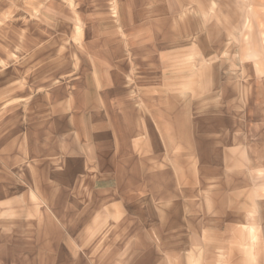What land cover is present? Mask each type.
<instances>
[{"label": "rangeland", "instance_id": "1", "mask_svg": "<svg viewBox=\"0 0 264 264\" xmlns=\"http://www.w3.org/2000/svg\"><path fill=\"white\" fill-rule=\"evenodd\" d=\"M0 264H264V0H0Z\"/></svg>", "mask_w": 264, "mask_h": 264}, {"label": "crops", "instance_id": "2", "mask_svg": "<svg viewBox=\"0 0 264 264\" xmlns=\"http://www.w3.org/2000/svg\"><path fill=\"white\" fill-rule=\"evenodd\" d=\"M232 189L230 187H209L208 190H203V198H205V201L201 202L207 209L215 208L217 210H229L231 208H235V192ZM187 193V190H185V194ZM230 194H232L231 198ZM231 204H233V206ZM199 205L200 202L194 201L193 197H189L187 195L186 201L180 202V209L185 210L187 215V210L191 209L190 206H193L192 208H198ZM180 220H183V216L180 217ZM183 225H188V217H186L185 223H183Z\"/></svg>", "mask_w": 264, "mask_h": 264}]
</instances>
